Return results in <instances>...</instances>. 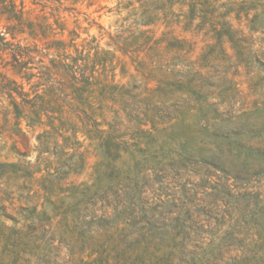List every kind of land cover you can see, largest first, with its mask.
Wrapping results in <instances>:
<instances>
[{"label": "rangeland", "instance_id": "rangeland-1", "mask_svg": "<svg viewBox=\"0 0 264 264\" xmlns=\"http://www.w3.org/2000/svg\"><path fill=\"white\" fill-rule=\"evenodd\" d=\"M141 1L62 0L95 85L53 129L0 105V264H264V0Z\"/></svg>", "mask_w": 264, "mask_h": 264}, {"label": "trees", "instance_id": "trees-1", "mask_svg": "<svg viewBox=\"0 0 264 264\" xmlns=\"http://www.w3.org/2000/svg\"><path fill=\"white\" fill-rule=\"evenodd\" d=\"M174 1L142 0L141 7L150 24L159 20L169 27L168 18ZM193 3L182 1L180 5H188L194 10L196 4ZM31 4L43 12L36 22L24 17L23 0L19 4L15 0H0V105L5 116H12L15 131L23 137L22 121L27 129H34L36 125H49L53 129L56 120L73 112L72 102L82 104L84 93L95 85L94 70H91L93 60H90L89 52L84 54V50L79 49L75 42L79 35L75 30H67L61 16L65 11L62 0H31ZM46 8L50 9L49 16L44 14ZM51 18L53 22H50ZM65 31L70 37L68 41L62 38ZM25 34L33 39L31 43L17 39ZM120 34L119 31L114 37V45L120 42ZM127 41L120 42L122 52H125ZM97 54L98 49L94 57ZM6 69L21 81L9 78L3 71ZM24 83L29 86L28 91ZM5 101L8 104L3 106ZM44 118L48 124H44Z\"/></svg>", "mask_w": 264, "mask_h": 264}]
</instances>
